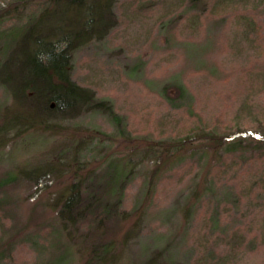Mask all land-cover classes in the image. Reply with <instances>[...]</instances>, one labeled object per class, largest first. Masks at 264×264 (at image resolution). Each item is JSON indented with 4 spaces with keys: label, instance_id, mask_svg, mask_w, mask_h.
Returning <instances> with one entry per match:
<instances>
[{
    "label": "rangeland",
    "instance_id": "obj_1",
    "mask_svg": "<svg viewBox=\"0 0 264 264\" xmlns=\"http://www.w3.org/2000/svg\"><path fill=\"white\" fill-rule=\"evenodd\" d=\"M190 1L111 0L114 26L106 34L107 9L98 0L86 8L53 4L50 12L39 14L40 25L30 23L36 24L34 31L23 25L27 11L14 18L17 24L0 30V79L14 91L10 95L0 85V120L13 116L22 128L0 138V179L9 172L25 177L0 188V197L10 205V228L0 232V249L10 236L17 239L7 262L0 264H41L63 251L33 245L31 239L41 241L34 235L52 219L49 204L81 174L93 173V180L107 189V133L113 136L114 152L136 154L139 142L168 143L194 131L199 136L205 129L220 133L253 127L264 132V0ZM7 6L31 3L0 0V7ZM87 15L93 18L90 29ZM52 29L88 39L72 55L70 79L111 103L119 124L106 110L80 109L66 120L55 112L53 117L40 112L51 84L31 75L26 58L35 53L32 33ZM94 34L101 37L89 38ZM27 87L33 92H25ZM178 87L184 89L182 96H177ZM48 119L53 125L45 127ZM240 150L234 151L237 156L220 157L217 167L203 169L208 172L200 170L195 156L186 158L144 194L146 170L154 161L148 157L122 193V208L145 209L134 230L132 222L107 220L101 227L104 234L72 242L67 264H81L91 245L120 239L125 230L132 241L118 264H141L166 242L170 254L165 264H264V197L254 196L264 194V148L247 161L239 158ZM123 162L113 163L108 180L120 176ZM199 171L204 185H214L212 190L202 191ZM197 187L201 195L185 219L179 207ZM211 198L219 201L217 228L207 220L215 204ZM223 231L236 232L235 241ZM229 243L230 249L225 246Z\"/></svg>",
    "mask_w": 264,
    "mask_h": 264
},
{
    "label": "trees",
    "instance_id": "obj_2",
    "mask_svg": "<svg viewBox=\"0 0 264 264\" xmlns=\"http://www.w3.org/2000/svg\"><path fill=\"white\" fill-rule=\"evenodd\" d=\"M98 1L100 4L104 3V8L107 9V31L104 33L106 34V32L114 26L113 14L110 11L111 0ZM195 1L197 0H191V5H195ZM90 2L91 0H10L11 5L17 3H31V6H11V8L10 6H7L9 8L0 7V30L10 28L17 24L14 23V18H17L19 14H23V12L27 11L23 25H31L30 29L31 31H34L35 25H40L41 19L39 18L41 16L39 17V14L43 12L45 13L46 11L50 12L53 9V4H76L83 5V7L86 8ZM89 10L90 8H88V11ZM10 13L13 15L10 16ZM92 19L93 18L90 15H87L86 20L88 21V25L86 26V29H90V21ZM37 21L39 22L36 24H30L31 22L35 23ZM58 31V29H52L45 33L40 32L34 34L33 32L32 34L34 36L32 38H34L35 53L33 55H28L26 58V62L31 66V69H33L31 75L35 78L44 79L45 81L47 80L51 84L50 93L46 96L44 101L46 106L43 105L44 107H41L40 112H44L49 115V117H53L50 116V114L53 115L55 112L57 113V117L60 116L61 119L66 120L71 119L73 116L72 114L80 109L86 111L106 110L105 112L111 117V120L119 124L120 117L114 112L111 103L108 101L106 103V101L98 99L94 96L92 91L78 86L70 79L72 55L78 48L84 45L88 39H86V41H80L78 35L73 32L65 34ZM104 34L102 36H104ZM92 37L99 38L101 36H96L94 34L89 38ZM7 61L8 60H6L5 64ZM5 84L6 82L0 79V85L3 89L10 95L14 93L11 87L8 88ZM33 90L32 87H27L25 92H33ZM175 90L178 93V95L176 93L177 96H182L184 93L182 87H178ZM50 103L53 104V109H51V105H49ZM50 124L53 125V123L50 122V119L46 120L45 127H49ZM12 129H22L19 127V124L16 123L13 116L11 118L8 116L6 121L0 120V138H5V133ZM197 132L198 131H194L181 138L172 139L168 143H161L159 141L154 142L152 140L143 143L139 142L136 147V154L133 152L134 150L129 151L128 153L127 151L126 153L114 152L115 150L112 149L113 147L111 144L113 136L107 133V189L103 186V183L100 185L98 181L93 180V173H90L88 176H83V174H81L78 180L72 182L66 187L65 192L55 200L51 201L49 206L54 211L52 219L49 220V224L46 225L45 228L39 229L36 235H34L40 238L41 241L38 242L35 238L31 240L33 245L37 246L38 244L39 246H47V249L52 246H59L62 247L63 251L41 264L69 263L73 255L71 251L73 245L72 242L76 243L85 241L84 239L86 238L91 240L104 234L101 231V227L107 222V220H120L124 223L126 222L125 224L127 225L132 222V230H134L145 209L142 210L143 208L141 207L136 210L122 208V193L124 187L133 179L135 174L139 173V168H142L143 161L148 157H151L154 161H151V165L146 170L147 187L145 188L144 194L153 191L156 182L159 180V176L164 174L170 166L177 165L186 158L195 156L198 159L200 170L208 172L203 169L205 167H214V164L217 167L220 165L223 158L231 153L234 154L233 156H237L234 152L237 149H242L237 152L241 153L239 158L242 161H247L251 160L254 156H257V154L254 153L256 149L264 148V134H262L264 132L258 128H235L230 130V132L225 131L220 133L214 129H205L199 136H197ZM121 133H119V135H126V133ZM220 157H222L221 161ZM122 160H124L122 164L124 168L122 169L120 176L117 177V179L112 178L111 180H108L110 175L109 170L113 163H120ZM214 161L217 162L214 163ZM201 171L196 174V178L202 179V191L205 192L210 191V189L212 190L214 185L212 187L211 182L209 183L210 185H204L205 178H203ZM73 173V177L76 175L78 176L76 168L73 169ZM26 174H31L30 176L36 175L32 172H26ZM22 175V172L17 175L10 172L7 173L5 177L0 179V188L9 186L17 177H22ZM253 185H255V181L251 186ZM100 189L103 190V195H106L107 198H105L106 196L103 197ZM262 190L264 193V188H262ZM243 192L244 191L238 193V195H241ZM189 195V200L187 199L188 204L185 201L182 207H179L182 209L185 219L190 214V204L194 205L197 203L201 192L197 187L193 189ZM254 196L260 198L264 197V194L258 192L254 194ZM213 198H211V201L215 202V204H213L214 206L208 215L207 220L211 223L210 226L212 228H217L218 219L220 217V208L217 206V204H219L218 199L215 198L214 200ZM233 203L234 205H237L239 201L236 202L234 200ZM8 207H10V205L6 203L5 199L0 197L1 233H3V231L7 232L10 228V209ZM233 208L234 207H232L231 210ZM223 232L224 235L227 234L225 231ZM40 234L42 235L40 236ZM262 234L264 236V232ZM226 236L233 242L237 237L236 232ZM16 241V237L12 239L10 236V239H6V248L4 247L0 249V262H7V259H9L8 257L11 255L10 253L16 247ZM131 241L132 237L130 231L127 232L125 230L122 232L120 239L109 238L107 242H99L96 246L91 245L81 264H118L123 257V253H125L127 249L126 245ZM231 245L232 244L229 243L225 246L230 249ZM127 250H129V248ZM169 250V243L166 242L163 247L153 251L149 256L144 258L141 264H165V258L170 254L167 253ZM206 255L210 254L206 253ZM173 264L180 263L175 262Z\"/></svg>",
    "mask_w": 264,
    "mask_h": 264
}]
</instances>
